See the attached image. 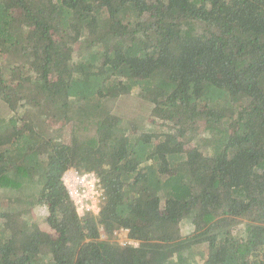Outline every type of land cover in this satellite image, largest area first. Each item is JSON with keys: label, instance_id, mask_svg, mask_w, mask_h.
Returning <instances> with one entry per match:
<instances>
[{"label": "trees", "instance_id": "16d2710c", "mask_svg": "<svg viewBox=\"0 0 264 264\" xmlns=\"http://www.w3.org/2000/svg\"><path fill=\"white\" fill-rule=\"evenodd\" d=\"M0 189V264H264V0H0Z\"/></svg>", "mask_w": 264, "mask_h": 264}, {"label": "clouds", "instance_id": "9594fccd", "mask_svg": "<svg viewBox=\"0 0 264 264\" xmlns=\"http://www.w3.org/2000/svg\"><path fill=\"white\" fill-rule=\"evenodd\" d=\"M63 185L68 189L69 195L73 198L75 203L78 205L77 212L78 214H83V209L88 208L89 206L87 204H82L81 202L86 199H91L93 196H99L100 193L93 192V185L96 183V179L94 177V174H85L82 177H78L72 169L67 170L64 172L63 175L60 177ZM76 185H82L85 189L82 195L78 194L75 187ZM95 201H93L92 209L94 211H99L95 208Z\"/></svg>", "mask_w": 264, "mask_h": 264}, {"label": "rangeland", "instance_id": "374dc122", "mask_svg": "<svg viewBox=\"0 0 264 264\" xmlns=\"http://www.w3.org/2000/svg\"><path fill=\"white\" fill-rule=\"evenodd\" d=\"M130 100L132 99L134 104H137L138 105V100H136V98H132V97H129ZM135 100V101H134ZM130 102V101H129ZM140 102V100H139ZM133 106H131L132 108H135L134 110L138 109L133 103H131ZM126 110V107L124 106H119V108H117L115 111L118 112V113H124ZM123 111V112H122ZM145 116V115H144ZM139 119H141V117L139 116ZM93 190H94V187H93ZM3 190L0 189V192H2ZM93 192H97L96 190L93 191ZM100 193V191L98 192ZM101 195V193H100ZM93 196L90 201L91 203H93V201H98L99 199H101V196ZM97 209V208H96ZM97 213V212H96ZM47 214H48V211H47V208L46 206L44 205H40V206H37L34 208L33 210V216H34V219L42 226H46V218H47ZM45 223V224H44ZM192 229V227L188 224V223H183L182 224V231H183V234H187L188 232H190V230ZM118 235V241L120 243H126V231H119V233L117 234Z\"/></svg>", "mask_w": 264, "mask_h": 264}, {"label": "built area", "instance_id": "2783aa9c", "mask_svg": "<svg viewBox=\"0 0 264 264\" xmlns=\"http://www.w3.org/2000/svg\"><path fill=\"white\" fill-rule=\"evenodd\" d=\"M72 170H73V172H74L78 177H82V176H84L85 174H89V173H85V174L81 175V174H79L77 171H75L74 169H72ZM91 174H93V173H91ZM94 177H95V175H94ZM95 179H96V183L93 185V187H94V190H93V191L96 190L97 192H99V190H98V185H97L98 180H97L96 177H95ZM73 186L75 187L77 193L80 194V195H82L83 192L85 191V189H84V187H83L82 185H76V184H74ZM68 192H69V191H68ZM100 193H102V192L100 191ZM100 196H101V195H100ZM70 197H71V196H70ZM71 198H72V197H71ZM72 199H73V198H72ZM100 201H101V199H99V200L96 201V203H95V208H97L98 210H100V206H99ZM74 202H75V201H74ZM81 203H82V204H87V205L89 206L88 208L83 209V214H84L86 211H88V210H92L94 213L99 212V211H94V210L92 209V204H93V203H91L90 199H86V200L82 201ZM76 205H77V204H76ZM77 207H78V205H77ZM121 232H123V231H121ZM118 233H119V232H117V234H118Z\"/></svg>", "mask_w": 264, "mask_h": 264}]
</instances>
